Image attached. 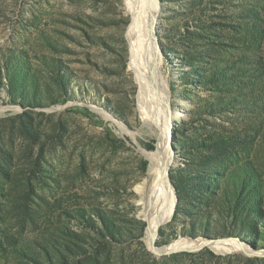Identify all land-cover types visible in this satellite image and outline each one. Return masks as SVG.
<instances>
[{"label":"rangeland","instance_id":"obj_1","mask_svg":"<svg viewBox=\"0 0 264 264\" xmlns=\"http://www.w3.org/2000/svg\"><path fill=\"white\" fill-rule=\"evenodd\" d=\"M125 1L0 0V264H264V0H155L148 119ZM165 119L174 205L150 232ZM181 238L242 248L159 253Z\"/></svg>","mask_w":264,"mask_h":264},{"label":"bare ground","instance_id":"obj_2","mask_svg":"<svg viewBox=\"0 0 264 264\" xmlns=\"http://www.w3.org/2000/svg\"><path fill=\"white\" fill-rule=\"evenodd\" d=\"M125 10L131 20L127 30L130 43V66L140 85L139 104L141 111L145 116L144 118L148 119L146 114L151 110L152 101L167 99L164 89L149 77L147 61L148 51L152 48L150 35L153 33L159 12L155 0H126ZM173 114L176 117L179 116L177 113ZM161 120L163 119L161 118ZM165 121L163 127L158 129L162 137L158 151L151 155L145 154L149 160L150 179L143 181L137 187L138 204L141 206L140 215L142 219L148 222L150 232H155L159 224L170 216L174 205L173 190L167 177L172 158L168 148V119ZM207 244L216 251L240 250L242 248L234 240L209 242L204 238H181L166 245L164 250L195 248Z\"/></svg>","mask_w":264,"mask_h":264},{"label":"water","instance_id":"obj_3","mask_svg":"<svg viewBox=\"0 0 264 264\" xmlns=\"http://www.w3.org/2000/svg\"><path fill=\"white\" fill-rule=\"evenodd\" d=\"M158 51H159V48H158ZM159 53H160V51H159ZM207 241H209V242H212L213 240L212 239H206ZM220 241H224V242H226V240H220ZM201 247H198V248H196V249H200ZM188 250V249H187ZM193 250H195V249H191L190 251H193ZM171 251H175V250H161V251H159V253H168V252H171Z\"/></svg>","mask_w":264,"mask_h":264}]
</instances>
